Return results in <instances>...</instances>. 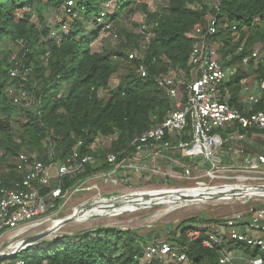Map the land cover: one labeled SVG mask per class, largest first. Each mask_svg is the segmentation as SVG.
<instances>
[{
	"label": "trees",
	"instance_id": "obj_1",
	"mask_svg": "<svg viewBox=\"0 0 264 264\" xmlns=\"http://www.w3.org/2000/svg\"><path fill=\"white\" fill-rule=\"evenodd\" d=\"M108 1L0 0V44L9 41L23 46L19 52L20 70L24 66L32 72L31 65L35 63L32 52L37 47L45 46L42 55L48 54L44 61L35 63L34 84L25 83L33 100L28 107L15 106L8 98L7 86L24 82L21 78L11 81L8 75L11 56L0 54V166H8L7 160L23 148L27 153L41 154L39 160L46 165L62 162L82 141L80 155H90L93 160L85 165L82 175L64 180V190L92 173L107 171L104 154L97 157L89 147L97 137L116 135L109 152L121 159L135 136L163 120L172 103L157 86L156 79L168 75L171 69L183 71L188 81L193 79L187 60L195 41L188 35L194 28H204L207 17L215 23L216 33L208 40L211 45L215 40L220 43L215 51L222 67L235 70L225 84L231 94V107H240L241 81L252 75L264 80V0H219L211 9L202 0H167V7L156 20L147 15L152 27L150 32L146 29L153 36L144 56L132 60L124 52L106 49L96 52L91 48L102 31L109 32L108 24L117 23L135 4V0H114L113 12L107 13L104 6ZM44 6L57 11L64 7V14L68 15L63 18L67 30L58 33L56 39L49 38L50 27L34 28L29 23L31 14L25 12L22 18L17 17L16 12L24 9L28 12L32 9L41 17ZM141 7L146 12L145 6ZM87 25L92 27L90 32ZM235 33L239 34L236 42ZM126 45H130L129 35ZM253 53H257L256 58ZM121 61L125 62L123 66ZM140 66L145 68V77L137 74ZM117 74H120L118 84L109 89ZM181 87L180 96L186 85ZM100 91H108V98H100ZM262 109L264 102L253 111ZM49 148L54 152L52 159L47 156ZM4 167L0 170V187L9 186L6 177L16 178L14 172L4 173ZM196 223V219L184 221L177 228L178 239L171 238L170 242L182 243L184 233ZM147 245L146 238L134 231L99 229L64 235L52 247L34 249L30 256L20 252L14 258L24 259L26 264H159L158 260H143ZM185 252L191 264H218L219 253L203 248L200 240L189 243ZM259 252L253 250L251 257H257ZM261 258L264 260V251Z\"/></svg>",
	"mask_w": 264,
	"mask_h": 264
},
{
	"label": "built area",
	"instance_id": "obj_2",
	"mask_svg": "<svg viewBox=\"0 0 264 264\" xmlns=\"http://www.w3.org/2000/svg\"><path fill=\"white\" fill-rule=\"evenodd\" d=\"M142 1L135 0V5ZM140 33L149 43L153 35L147 32L145 25L141 26ZM215 33V23L208 17L204 28L197 27L189 33L195 41L187 60L193 79L181 96L182 87L175 80L164 75L156 79L157 86L171 101L172 109L161 122L135 136L123 158L118 159L113 151L109 152L116 135L95 138L89 147L91 152L95 153L97 145L102 150L107 143L110 146L103 159L109 167L107 171L92 173L80 184L64 190V180L82 175L85 165L93 160L90 155H80L82 141L77 142L64 161L51 165L42 163L37 153H19L10 160L3 171L14 172L16 178L6 177L9 186L0 187V264H26L24 259L14 257L48 241L47 237L58 234L66 225H87L108 218L112 202L101 195L99 180L107 186L132 187L136 180L158 177L165 181L194 182L198 188L187 189L193 192L224 195L218 200L191 204L247 205L253 198L264 197V109L253 111L264 102V80H256L253 85H248L247 80L241 81L240 107H231V94L225 84L235 70L222 67L208 40ZM238 38L239 34L235 33L234 42ZM128 57L141 59L136 53ZM252 57L256 58L257 53ZM246 62L247 59L243 60L244 64ZM10 64L11 81L31 72L24 66L21 71V64L14 58ZM137 74L145 77V68L140 66ZM6 94L15 106L29 105V94L21 82L10 83ZM53 154V149L49 148L48 158L52 159ZM53 180L57 181L55 187H51ZM177 190L183 189L163 191ZM90 192L95 194L62 215L70 199ZM67 219L70 221L65 223ZM39 236L40 240L27 243ZM182 238V243L148 244L143 260L191 264L185 250L189 243L200 240L203 248L219 253L218 264H238L231 257V251L237 246L264 251V208L193 226ZM241 264H264V260L251 257Z\"/></svg>",
	"mask_w": 264,
	"mask_h": 264
},
{
	"label": "rangeland",
	"instance_id": "obj_3",
	"mask_svg": "<svg viewBox=\"0 0 264 264\" xmlns=\"http://www.w3.org/2000/svg\"><path fill=\"white\" fill-rule=\"evenodd\" d=\"M43 3L46 0H42ZM219 0H202L203 4L206 5L209 9L214 8L218 4ZM115 1L109 0L108 3L104 6L105 11L107 13H112L114 8ZM142 5L145 6L146 12L142 9ZM167 7V0H143L139 5H131L130 11H125L120 19L115 24H108L109 32L102 31L100 37L97 41H95L91 48L93 51H102L106 50H117L119 52H124L125 54L136 53L138 57H143L148 46V42L146 39L141 35L140 28L142 25H145L148 28V31H151L152 24L148 22L147 15L153 16L152 21L156 20L163 12V10ZM44 12L42 13L41 17L33 11L32 9L28 12V10H18L16 12L18 18H22L24 13L27 12L31 14V18L29 23L34 26V28L38 30H42L45 26L50 27L49 38L56 39V36L61 31L67 30V24L63 23V18L68 16L64 14V7H62L59 11L48 8L47 6L43 7ZM210 18V17H208ZM67 19V17H66ZM150 24V25H148ZM107 29V28H105ZM87 31H91V25L86 26ZM126 35L130 36V45L127 47L126 45ZM39 42H42V37L39 38ZM220 43L215 40L212 43L214 50ZM23 46H16L9 41L3 42L0 44V54L9 53L11 58H14L17 62L21 64V60L19 58V52ZM45 50V46L37 47V50H34L32 53L34 54V60L36 62H42L45 60L48 54L42 55V50ZM258 51V56L261 57V53L259 51V47L256 48ZM220 56V54H219ZM35 63L31 65L32 72L30 75L26 77H21L22 81L29 84H34L35 82V73H34V66ZM123 66L125 63L124 61L120 62ZM221 65H223L222 60L220 59ZM120 74L114 76L110 82L109 89L114 88L119 81ZM173 80L176 81V84L180 86L187 85L190 81H188L185 77V73L180 70H173L171 69L166 75ZM256 80H258L254 75H252L248 80V85H253ZM108 91H100L99 97L102 99L108 98ZM33 102L32 97H29V103ZM24 107V106H22ZM28 107V106H25ZM21 120V118H20ZM108 143L103 148V150L97 145L94 149L95 154H104L107 150ZM18 153H25L28 154L27 151L23 148ZM41 155V154H37ZM8 159V158H7ZM10 160H7V163ZM150 162H148L149 164ZM153 165H156L157 162H152ZM160 164V163H159ZM157 166H159L157 164ZM2 170V166H0ZM160 168H163L162 166ZM89 177H86L88 179ZM85 179V180H86ZM84 180L79 181L80 184ZM219 181V180H218ZM217 181V182H218ZM97 182V181H95ZM216 182V181H215ZM213 182V183H215ZM221 182V181H219ZM98 187L100 189L101 195L110 199L112 202V207L109 210V217L103 218L98 222L87 224V225H74L69 224L66 225L62 230L55 235L47 237L45 243L33 246L28 250L23 252L26 253L27 256L33 254L34 249H40L42 247H52L56 244V240L60 239L63 235H70L73 236L75 234L85 233L89 231H95L99 229H115L118 231H134L140 236L146 238L147 244H157L160 242H170L171 238L178 239L180 231L177 230L180 224L184 221H188L191 219L197 220V225H202L201 221L205 220H220L223 221L227 218H230L235 215L247 214L251 210H257L259 208H264V197L262 198H253L251 202L247 205H242L240 203L235 204H211V203H204V204H191L189 203L187 207L177 209L180 205V201L178 202H171V199L167 201H163L162 203H157L154 205H146V202H153L151 200L156 199L152 195H137L133 193H144V192H152V191H163V190H171V189H196L198 188V184L194 182H173V181H165L164 179H160L158 177H154L153 179L147 180H136L132 187H126L124 185H113L107 186L104 184L103 180H99L97 182ZM54 186V183H51ZM51 186V187H52ZM164 188V189H163ZM148 189V190H147ZM136 190V191H135ZM95 192H90L89 194L82 193L79 196H74L70 199L68 205L63 209V214H68L72 207L79 204L82 201L87 200L89 197L93 196ZM144 196V197H142ZM136 197V198H135ZM140 197V198H139ZM147 197V198H145ZM166 198V196H164ZM140 200H146L144 203L138 202ZM130 200V201H129ZM159 200V199H158ZM193 206V207H192ZM130 207V208H129ZM196 207V208H195ZM129 208V209H128ZM172 211L168 213L166 212ZM121 213V214H120ZM162 213L160 219L155 220L157 215ZM156 218L153 220V218ZM153 221H152V220ZM247 223H250V218H245ZM144 223V224H143ZM246 250L248 252H246ZM253 249L246 248L243 246L236 247L231 251V257L234 260L241 264L243 260H248L251 258ZM263 250H260L257 259H261ZM169 262H167L168 264Z\"/></svg>",
	"mask_w": 264,
	"mask_h": 264
},
{
	"label": "water",
	"instance_id": "obj_4",
	"mask_svg": "<svg viewBox=\"0 0 264 264\" xmlns=\"http://www.w3.org/2000/svg\"><path fill=\"white\" fill-rule=\"evenodd\" d=\"M191 190L183 189V190H177V191H162V198L160 200H156L153 202H149L146 205H154L157 203H162V201H167L168 199H171L170 201L175 202H206V201H212V200H218L221 199L222 196H224L222 193H216V194H207L203 192L196 191L195 193L190 192ZM166 196V198L164 197ZM70 220L67 219L64 222L68 223ZM42 237H35L31 238L27 241L28 242H35L40 240ZM23 252V251H22Z\"/></svg>",
	"mask_w": 264,
	"mask_h": 264
},
{
	"label": "bare ground",
	"instance_id": "obj_5",
	"mask_svg": "<svg viewBox=\"0 0 264 264\" xmlns=\"http://www.w3.org/2000/svg\"><path fill=\"white\" fill-rule=\"evenodd\" d=\"M164 189V188H163ZM148 190V189H147ZM136 191V190H135ZM190 192H192V191H190ZM193 193H195V192H193ZM133 194H137V195H152V196H154L156 199H154V200H151V201H156V200H160L161 198H162V192H160V191H157V192H155V191H152V192H144V193H133ZM142 197H144V196H142ZM136 198V197H135ZM140 198V197H139ZM145 198H147V197H145ZM140 200V199H139ZM130 201V200H129ZM163 202V201H162ZM179 203V202H178ZM180 205L177 207V209L176 210H178V209H181V208H184V207H187L188 206V203L187 202H181L180 201V203H179ZM199 204H203V203H199ZM199 204H195V205H199ZM205 205V204H204ZM200 206V205H199ZM193 207V206H192ZM130 208V207H129ZM128 208V209H129ZM196 208V207H195ZM172 211H175V210H171V211H168V212H166V214L165 215H167L168 213H170V212H172ZM121 214V213H120ZM161 216H162V213H159L158 215H157V218H156V215H155V217L153 218V220L155 219V220H158V219H160L161 218ZM152 220V219H151ZM152 220V221H153ZM154 220V221H155ZM144 224V223H143Z\"/></svg>",
	"mask_w": 264,
	"mask_h": 264
},
{
	"label": "crops",
	"instance_id": "obj_6",
	"mask_svg": "<svg viewBox=\"0 0 264 264\" xmlns=\"http://www.w3.org/2000/svg\"><path fill=\"white\" fill-rule=\"evenodd\" d=\"M250 78V77H249ZM249 78L245 79V80H248ZM51 183H54V186L52 187H55L57 185V181L56 180H53ZM75 185H77V183H73V185H71L70 187H74ZM79 196V195H78Z\"/></svg>",
	"mask_w": 264,
	"mask_h": 264
},
{
	"label": "flooded vegetation",
	"instance_id": "obj_7",
	"mask_svg": "<svg viewBox=\"0 0 264 264\" xmlns=\"http://www.w3.org/2000/svg\"><path fill=\"white\" fill-rule=\"evenodd\" d=\"M139 201H146V200H139ZM149 202H146L145 204H148Z\"/></svg>",
	"mask_w": 264,
	"mask_h": 264
}]
</instances>
